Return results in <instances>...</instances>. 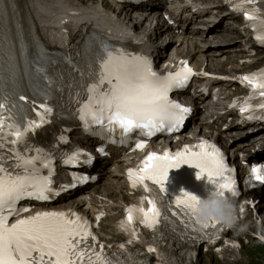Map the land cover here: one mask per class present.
Segmentation results:
<instances>
[{"label": "snow or ice", "instance_id": "obj_1", "mask_svg": "<svg viewBox=\"0 0 264 264\" xmlns=\"http://www.w3.org/2000/svg\"><path fill=\"white\" fill-rule=\"evenodd\" d=\"M3 3L4 0H0V4ZM228 3L233 11L244 13L256 31L255 39L264 45V14L256 7L257 0H228ZM44 59L47 57L40 52L37 65ZM65 59L72 63L70 56ZM178 65L176 71L161 74L149 56L101 42L95 65L88 64L90 80L83 86L85 95L81 99L80 94H76L82 127L110 143L124 145L134 140L133 150H143L148 140L158 133H176L193 109L173 99L171 94L186 88L197 75L187 60L179 61ZM36 72L43 73L48 84H52L43 67L37 66ZM203 75L208 76L209 73ZM239 80L251 88L252 94L243 103L234 101L231 107L239 104L244 120H264V99L256 105L251 103L257 96L264 98V71L242 75ZM34 96L38 98L16 91L0 93V150L6 147L8 150L7 156L0 151V264H123V261L110 256L99 242L91 222L76 212L41 211L10 223V218L30 211L27 207H18L21 201L47 202L93 179L73 171L69 173V183L57 184L54 181L57 158L54 151L32 143L36 132L52 123L54 107L48 103L51 96L46 89L38 90ZM97 126L99 131H94ZM70 131V128H65L58 134L52 149L61 143H69L64 133ZM97 150L101 155H108L103 146ZM59 159L65 166L79 168L91 165L95 157L77 147L70 152H62ZM184 164L199 169L197 179L206 175L209 183L215 185V192L237 202L241 195L235 175L237 170L228 164L224 152L207 139L195 145H185L182 150H166L162 154L153 151L138 169L128 170V178L133 188L143 185L150 191L154 187L164 197L169 214L180 218L188 230L186 234L195 233L196 239L207 240L217 236L223 225L213 222L206 226L204 232L198 229L194 205L199 197L181 190L174 201L167 198L165 185L169 172ZM250 175L264 183V164L252 165ZM238 206L243 211V205ZM126 212L121 227L134 235L137 223L155 230L162 219H169V214L162 213L156 201L149 197H144L139 206H129ZM102 216L103 213L97 220ZM124 247L120 245V248ZM147 251L157 253L153 247ZM133 264L141 262L133 261Z\"/></svg>", "mask_w": 264, "mask_h": 264}, {"label": "bare ground", "instance_id": "obj_2", "mask_svg": "<svg viewBox=\"0 0 264 264\" xmlns=\"http://www.w3.org/2000/svg\"><path fill=\"white\" fill-rule=\"evenodd\" d=\"M24 2L27 3L31 15L39 20L41 33L45 38L53 39L56 36L59 38L71 37V29L74 27V22L71 20L73 16L70 14V9L74 7L76 0H24ZM89 8H91L90 5L82 8V10ZM63 23H66L65 27L68 28L65 36L62 31ZM118 32L121 33L119 30L116 32L117 35ZM166 35L174 37L173 32L170 30L166 32ZM189 96L193 100L192 94ZM213 124H215V121H213ZM178 260L181 261L182 259L178 258ZM172 264H176V262L173 261Z\"/></svg>", "mask_w": 264, "mask_h": 264}, {"label": "clouds", "instance_id": "obj_3", "mask_svg": "<svg viewBox=\"0 0 264 264\" xmlns=\"http://www.w3.org/2000/svg\"><path fill=\"white\" fill-rule=\"evenodd\" d=\"M152 199L155 201L157 199L154 190ZM239 219L237 204L227 195L215 191H212L206 198L199 197L194 205V220L201 232L206 231V226L213 222L222 224L226 228H235ZM245 227L241 226L240 230H244Z\"/></svg>", "mask_w": 264, "mask_h": 264}, {"label": "rangeland", "instance_id": "obj_4", "mask_svg": "<svg viewBox=\"0 0 264 264\" xmlns=\"http://www.w3.org/2000/svg\"><path fill=\"white\" fill-rule=\"evenodd\" d=\"M108 223V222H107ZM196 264H220L215 261L210 255L209 256H201L199 257Z\"/></svg>", "mask_w": 264, "mask_h": 264}]
</instances>
